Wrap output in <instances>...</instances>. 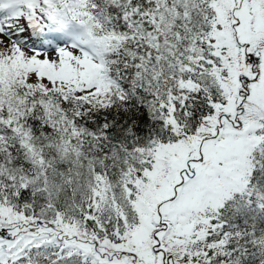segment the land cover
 <instances>
[{
	"label": "snow or ice",
	"instance_id": "6c2138e0",
	"mask_svg": "<svg viewBox=\"0 0 264 264\" xmlns=\"http://www.w3.org/2000/svg\"><path fill=\"white\" fill-rule=\"evenodd\" d=\"M0 264H264V0H0Z\"/></svg>",
	"mask_w": 264,
	"mask_h": 264
}]
</instances>
